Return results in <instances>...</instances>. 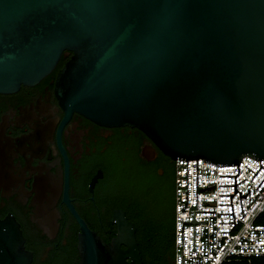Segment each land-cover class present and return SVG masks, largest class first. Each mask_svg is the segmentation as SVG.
<instances>
[{"label":"water","instance_id":"1","mask_svg":"<svg viewBox=\"0 0 264 264\" xmlns=\"http://www.w3.org/2000/svg\"><path fill=\"white\" fill-rule=\"evenodd\" d=\"M65 55L53 92L64 108L55 130L61 200L78 222L70 264H141L134 225L122 210L111 209L102 239L68 202L59 132L71 109L99 123L138 127L171 159L195 158V176L196 157L236 163V173L244 154L258 164L264 158V0H0V92L35 83ZM235 174H217L233 175V192ZM217 194H228L230 203L233 193ZM181 222H192L193 250V222L205 220L192 211ZM30 259L5 210L0 264Z\"/></svg>","mask_w":264,"mask_h":264},{"label":"flooded vegetation","instance_id":"2","mask_svg":"<svg viewBox=\"0 0 264 264\" xmlns=\"http://www.w3.org/2000/svg\"><path fill=\"white\" fill-rule=\"evenodd\" d=\"M66 56L35 83L0 92V219L6 210L17 222L29 264H70L76 256L78 222L61 200L63 159L55 141L64 108L53 78ZM59 142L67 159L66 195L77 216L104 239L100 225L108 229L111 209L122 210L141 257L131 203H141L146 217L159 193L170 213L173 159L138 127L99 123L75 109L61 125Z\"/></svg>","mask_w":264,"mask_h":264},{"label":"built area","instance_id":"3","mask_svg":"<svg viewBox=\"0 0 264 264\" xmlns=\"http://www.w3.org/2000/svg\"><path fill=\"white\" fill-rule=\"evenodd\" d=\"M173 164L172 264H180V244L181 264H220L236 258L264 257V158H259V166L258 159L244 154L237 162L236 173V163L215 164L196 157V176L195 158H186V163L183 158H174ZM217 174H235L236 190L233 192V184H229L233 183V175ZM211 183V189H195ZM237 190L240 194L246 192L244 197L238 199ZM217 193H233V221L228 194ZM192 211L195 220H205L193 222V250L192 222H181L191 219Z\"/></svg>","mask_w":264,"mask_h":264},{"label":"trees","instance_id":"4","mask_svg":"<svg viewBox=\"0 0 264 264\" xmlns=\"http://www.w3.org/2000/svg\"><path fill=\"white\" fill-rule=\"evenodd\" d=\"M155 195L154 204L147 212L146 217H141L144 216L141 203H134V201L131 203V208L134 210L132 214H136L138 217L136 222H138L139 229L141 264H172L173 207H171L168 214L159 199V193ZM148 206H151V204L149 203ZM259 258L261 260L260 264H264V261H262L264 257L236 258L222 261L220 264H255L253 260Z\"/></svg>","mask_w":264,"mask_h":264},{"label":"rangeland","instance_id":"5","mask_svg":"<svg viewBox=\"0 0 264 264\" xmlns=\"http://www.w3.org/2000/svg\"><path fill=\"white\" fill-rule=\"evenodd\" d=\"M263 221H264V219H263ZM262 261H264V258L262 259ZM253 262L255 264H260L261 263V260H260V258L259 259H254Z\"/></svg>","mask_w":264,"mask_h":264}]
</instances>
